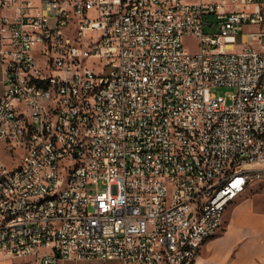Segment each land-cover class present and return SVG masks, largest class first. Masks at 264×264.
I'll return each instance as SVG.
<instances>
[{
  "label": "built area",
  "instance_id": "2783aa9c",
  "mask_svg": "<svg viewBox=\"0 0 264 264\" xmlns=\"http://www.w3.org/2000/svg\"><path fill=\"white\" fill-rule=\"evenodd\" d=\"M0 11V143L24 150L19 166L0 160V264H196L231 196L264 181V0H0ZM225 86L228 97L212 92ZM60 184L66 198L49 199Z\"/></svg>",
  "mask_w": 264,
  "mask_h": 264
},
{
  "label": "crops",
  "instance_id": "0c3cea01",
  "mask_svg": "<svg viewBox=\"0 0 264 264\" xmlns=\"http://www.w3.org/2000/svg\"><path fill=\"white\" fill-rule=\"evenodd\" d=\"M193 1V0H191ZM200 1V0H197ZM5 12V11H4ZM0 11V18L4 14ZM3 42L0 33V70L4 91V65L2 63ZM226 230L204 243L196 264H264V209L252 198L235 204L226 225ZM126 264L121 259L67 260L58 264Z\"/></svg>",
  "mask_w": 264,
  "mask_h": 264
},
{
  "label": "rangeland",
  "instance_id": "374dc122",
  "mask_svg": "<svg viewBox=\"0 0 264 264\" xmlns=\"http://www.w3.org/2000/svg\"><path fill=\"white\" fill-rule=\"evenodd\" d=\"M35 1L38 2L40 0H35ZM193 1H197V0H193ZM90 17L91 18L96 17L95 13H92L90 15ZM208 18L211 20V19H214V16H208ZM252 30H255V27L245 26L243 31L249 32ZM216 31H218V28H216V27H212V26L207 27L208 33H213ZM237 41L238 42L236 43L235 50H238L239 45H241V43L243 42L241 33L237 36ZM185 43H186V47L189 51L190 50L191 51H197L198 50V42H197L196 38H190V39L187 38ZM1 79H2V74H1V70H0V91L3 88V83L1 81ZM233 91H234V88L228 87V86L215 87L212 89V92H214L218 96H227V97H228V94L232 93ZM23 155H24V150L22 148L16 147L15 150L12 151L10 149L9 150L6 149L5 145L3 143H0V160H2L10 168L15 167V166H19V164L22 161ZM245 198L254 199L257 203V206L262 207L264 209V181L252 183L245 190V193H243V195H241L235 201H233V203L228 207V212L226 214V220H225V224H224L225 228L223 229V231L226 230V227H227L226 225L229 222V218H230V215L232 212V208L235 206V204L245 200ZM222 232H220V233H222ZM217 234H219V232ZM60 264H63V263L60 262Z\"/></svg>",
  "mask_w": 264,
  "mask_h": 264
},
{
  "label": "bare ground",
  "instance_id": "6f19581e",
  "mask_svg": "<svg viewBox=\"0 0 264 264\" xmlns=\"http://www.w3.org/2000/svg\"><path fill=\"white\" fill-rule=\"evenodd\" d=\"M74 26H75V19L65 21L66 30H72ZM49 75H50V68H42V78H49ZM48 121H51V123H49V129H48L50 138H57L58 136H60L61 130H60V123H58L57 113H55V111H48ZM62 181H71L70 174H62ZM250 185L251 184L245 185L242 192H238L236 195L231 196V203H233V201H235L238 197L243 195V193H245V190ZM66 193H67V184H60V188H58L56 191L48 192V198L54 200H60L66 198ZM195 207H201V198H194V208ZM194 210H195V216H202L201 208H195ZM8 216L9 219L18 218L17 211L8 212ZM218 232L219 229H212L211 236L203 237V244L207 242L209 239H211L213 236H215Z\"/></svg>",
  "mask_w": 264,
  "mask_h": 264
}]
</instances>
